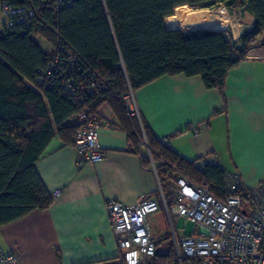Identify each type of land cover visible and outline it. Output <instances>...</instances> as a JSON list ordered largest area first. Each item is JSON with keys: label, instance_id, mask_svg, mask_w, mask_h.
Instances as JSON below:
<instances>
[{"label": "trees", "instance_id": "1", "mask_svg": "<svg viewBox=\"0 0 264 264\" xmlns=\"http://www.w3.org/2000/svg\"><path fill=\"white\" fill-rule=\"evenodd\" d=\"M231 1L73 0L55 11L54 0H0L34 13L30 21L0 31V228L52 204L35 163L55 136L74 143L77 126L69 121L81 112L95 114L103 104L111 109L135 152L144 135L166 199V188L177 176L196 185L207 184L212 195L224 199L226 173L218 166L200 169L196 162L180 158L156 139L143 120L126 111L122 97L129 89L135 93L162 77L176 75L200 77L207 90L222 96L228 72L250 47L264 45V0H238L253 18L252 30L239 37V49L220 32L186 34L178 10L214 9ZM55 33L84 69L105 85L102 93L81 105L55 88L34 87L37 71L50 62L35 39L53 43ZM143 164L150 167L147 156ZM157 216L163 221V210ZM163 241L165 250L156 245L151 264L173 259L168 237Z\"/></svg>", "mask_w": 264, "mask_h": 264}, {"label": "crops", "instance_id": "2", "mask_svg": "<svg viewBox=\"0 0 264 264\" xmlns=\"http://www.w3.org/2000/svg\"><path fill=\"white\" fill-rule=\"evenodd\" d=\"M248 21V28L237 34L222 32L237 49L239 37L252 30L249 13ZM258 47H250L228 72L222 96L207 90L200 77L184 75L162 77L134 93L138 120L157 140L166 137L168 148L188 162L214 158L216 166L237 174L245 187L264 181V56L255 52ZM96 114L104 124H119L107 104ZM75 123V117L69 121L70 126ZM99 143L104 158L93 167L77 168L74 143L58 136L35 163L46 192L61 194L46 210H34L0 228V249L12 251L19 264H108L118 252L105 203L131 206L140 199H158L156 177L143 164L147 153L141 143L135 152L127 135L105 129L99 132ZM149 224L160 250L167 245L164 238L171 244L165 214L163 221L157 214L149 217Z\"/></svg>", "mask_w": 264, "mask_h": 264}, {"label": "built area", "instance_id": "3", "mask_svg": "<svg viewBox=\"0 0 264 264\" xmlns=\"http://www.w3.org/2000/svg\"><path fill=\"white\" fill-rule=\"evenodd\" d=\"M73 0H54V10L59 11L72 4ZM34 13L30 9L13 8L0 2V31L8 30L18 23L30 21ZM51 43L42 37L35 41L50 57L45 70L37 71L35 88H55L73 104L81 105L88 98L105 90V85L85 70L73 52L55 33ZM264 56V45L255 48ZM135 94L130 89L122 97L126 111L139 119L134 102ZM74 150L76 167H93L100 163L104 154L99 143L102 129L120 132L118 125L104 124L97 114L81 112L76 116ZM198 130H194L197 134ZM169 146L166 137L161 139ZM141 145L145 147L158 185V199H140L131 206L115 200L105 203L110 228L114 234L117 256L108 264H151L156 253L152 239L149 217L163 210L171 232L174 257L164 264H264V181L254 187H245L237 174L226 173L224 199L212 195L207 184L196 185L183 176H177L171 184L169 198H165L156 166L143 135ZM216 166L212 157L197 163V167ZM61 190L51 193L54 202ZM173 218L194 223L192 235L183 232L176 235ZM0 264H19L12 251L0 249Z\"/></svg>", "mask_w": 264, "mask_h": 264}, {"label": "rangeland", "instance_id": "4", "mask_svg": "<svg viewBox=\"0 0 264 264\" xmlns=\"http://www.w3.org/2000/svg\"><path fill=\"white\" fill-rule=\"evenodd\" d=\"M184 9L189 10L190 8L185 7ZM199 13L206 17L208 20H206L204 24L183 29V32H185L186 34H194L204 30H208L220 33L227 32V34L231 36V31L237 34L238 32L248 28V13L246 9L242 7V3L238 0H232L227 5H221L214 9L200 10ZM175 20L176 17H174V21ZM231 27L233 28V30L231 29ZM171 184L172 182H170L168 188H166V193L168 194L170 192ZM150 224L152 228H155L156 223L153 219H151ZM173 226L176 232H178L179 230H184V233L187 236L192 235L195 229V225L193 222L179 218L173 219ZM155 239L158 242L160 241V233L158 231L155 235ZM163 249L165 250V245H162L161 250Z\"/></svg>", "mask_w": 264, "mask_h": 264}, {"label": "bare ground", "instance_id": "5", "mask_svg": "<svg viewBox=\"0 0 264 264\" xmlns=\"http://www.w3.org/2000/svg\"><path fill=\"white\" fill-rule=\"evenodd\" d=\"M199 11L200 10L192 9L186 10L184 8H180L178 10V17L182 30L204 24L206 20H208L206 17L201 15Z\"/></svg>", "mask_w": 264, "mask_h": 264}]
</instances>
